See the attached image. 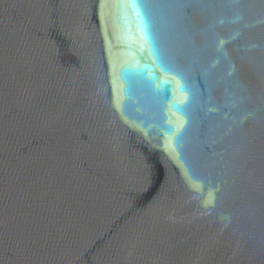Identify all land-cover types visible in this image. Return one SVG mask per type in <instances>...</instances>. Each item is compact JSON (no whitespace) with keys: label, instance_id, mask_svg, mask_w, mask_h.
Returning a JSON list of instances; mask_svg holds the SVG:
<instances>
[{"label":"water","instance_id":"obj_1","mask_svg":"<svg viewBox=\"0 0 264 264\" xmlns=\"http://www.w3.org/2000/svg\"><path fill=\"white\" fill-rule=\"evenodd\" d=\"M0 264H264V0H0Z\"/></svg>","mask_w":264,"mask_h":264}]
</instances>
